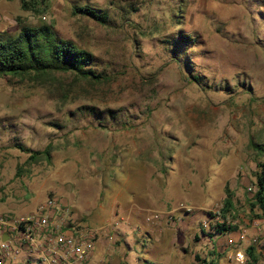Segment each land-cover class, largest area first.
Returning <instances> with one entry per match:
<instances>
[{"label": "rangeland", "instance_id": "1", "mask_svg": "<svg viewBox=\"0 0 264 264\" xmlns=\"http://www.w3.org/2000/svg\"><path fill=\"white\" fill-rule=\"evenodd\" d=\"M80 5L108 20L74 13ZM43 24L94 53L107 80L0 78V213L58 197L70 227L112 228L91 260L105 257L103 241L110 258H126L120 264H238L228 233L217 236L218 223L231 225L226 232L250 237L245 264H264L263 247L257 261L248 253L264 237L249 189L264 161V0H51L43 15L0 0V39ZM19 145H51V158L32 159ZM229 195L235 206L217 222L210 211ZM151 212L164 220L148 221ZM192 217L218 251L172 245L168 229ZM23 256L22 264H45Z\"/></svg>", "mask_w": 264, "mask_h": 264}, {"label": "built area", "instance_id": "2", "mask_svg": "<svg viewBox=\"0 0 264 264\" xmlns=\"http://www.w3.org/2000/svg\"><path fill=\"white\" fill-rule=\"evenodd\" d=\"M249 189L254 192L256 186ZM178 209L190 213L194 207L180 205ZM67 212L68 208L58 197H49L30 212L0 213V264H22L20 258L25 253L36 254L45 264H87L94 254L100 234L111 239L115 237L114 234L110 235L113 230L108 227H70L66 220ZM210 213L217 222L221 220L222 208ZM163 214L151 212L147 220L158 222L164 217ZM227 223L233 224L229 220ZM253 227L261 233L264 229V216L255 220ZM239 239H229L232 248L230 257L238 264H245L247 255L242 244L250 241V238L241 230ZM252 245L256 248L263 247L264 237L253 238Z\"/></svg>", "mask_w": 264, "mask_h": 264}, {"label": "trees", "instance_id": "3", "mask_svg": "<svg viewBox=\"0 0 264 264\" xmlns=\"http://www.w3.org/2000/svg\"><path fill=\"white\" fill-rule=\"evenodd\" d=\"M51 0H21V7L37 15H43L50 7ZM74 13L89 16L102 23L108 20L106 12L99 13L90 5L74 7ZM185 41L192 40L189 35L182 34ZM96 56L94 53L79 47L73 40L58 36L52 25L24 26L20 32L8 39H0V78L15 76L20 78L39 79L52 72H72L80 80H90L95 83L106 81L104 74L96 71ZM30 152L31 158H51L52 146L43 151H34L23 145L18 146ZM264 156V147L258 145ZM256 191L250 199L253 209L260 211L258 217L264 216V161L258 165L256 172ZM235 206L232 195L224 200L222 212H228ZM218 231L224 232L231 228L218 223ZM264 248V245H263ZM248 253L257 261L255 246L248 247Z\"/></svg>", "mask_w": 264, "mask_h": 264}, {"label": "crops", "instance_id": "4", "mask_svg": "<svg viewBox=\"0 0 264 264\" xmlns=\"http://www.w3.org/2000/svg\"><path fill=\"white\" fill-rule=\"evenodd\" d=\"M168 219H171V218H168ZM163 220H164V218L161 219V221H163ZM196 220H197L196 217H194V218L192 217L190 219V221H193L192 223H184V225H182V226L177 225L175 227H172V228L168 229L169 231L167 233L164 232L163 230H161L160 233H161V235L163 233H166L167 236H168L167 237L168 239L172 238V242H171L172 245H174L177 249L180 250L181 253L183 252L184 254L190 252L188 250V248L198 249V248H201V247H204V248L209 247L212 251H215V252L218 251L219 250L218 245H217L216 242L213 241L214 239H216V237L214 238L212 236L206 235L207 232L204 231V230H203L204 234L202 232H200L202 229L198 228L199 225H197L195 223ZM155 231H156V229H153V230L150 229V233L152 235H153V233ZM217 232L219 233V235H217L218 238H220V236L222 234L228 233V236H227V239H226V242H227L228 245H229V239L230 238L235 240V241H239L240 240L239 236H240L241 230L231 231V232H226V231L219 232L217 230ZM151 234H150V236H151ZM194 239L198 240L197 244H195ZM248 242H250V241L247 240V241L243 242L242 246L245 247V245ZM223 243H225V242H223ZM98 245L103 246V248L105 249V251H106L105 257L93 258L92 260L90 259L87 262V264H120L121 260H122V262H124V260L126 259V258H124V259L123 258H110L109 257L110 248L109 247L107 248L106 244L103 241L99 242ZM231 252L232 251L230 250L229 256L231 255ZM21 258H24V256L21 257ZM179 259H180L179 264H182L183 262H185L184 258H179ZM193 261H194L193 263L196 264V258H193ZM23 262H26V261H23ZM210 264H217V263L211 261Z\"/></svg>", "mask_w": 264, "mask_h": 264}]
</instances>
